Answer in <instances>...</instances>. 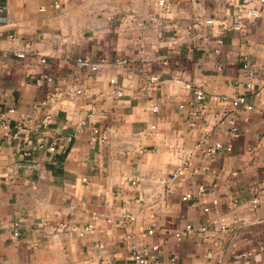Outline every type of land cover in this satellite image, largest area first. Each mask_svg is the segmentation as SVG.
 <instances>
[{
    "label": "crops",
    "instance_id": "crops-1",
    "mask_svg": "<svg viewBox=\"0 0 264 264\" xmlns=\"http://www.w3.org/2000/svg\"><path fill=\"white\" fill-rule=\"evenodd\" d=\"M0 264H264V0H0Z\"/></svg>",
    "mask_w": 264,
    "mask_h": 264
},
{
    "label": "built area",
    "instance_id": "built-area-1",
    "mask_svg": "<svg viewBox=\"0 0 264 264\" xmlns=\"http://www.w3.org/2000/svg\"><path fill=\"white\" fill-rule=\"evenodd\" d=\"M159 4L160 5H165L166 4V0H159ZM251 13L255 16V17H258L259 16V12L257 10H251ZM212 20H209V22H211ZM243 27V24L242 23H238L234 26L235 29H241ZM18 55L21 56V57H24L25 56V53L24 52H18ZM76 63L80 66H83V67H88V68H91L93 70H98L102 63H103V59H93V58H90V57H77L76 58ZM121 63L125 64L127 62L126 59H122L120 60ZM53 80V77L48 75V74H45L43 75L40 79L37 80V83L40 84L42 83V81H52ZM203 95V92L200 91L199 92V96H202ZM246 101V98L245 96H240L238 99H237V102H242V103H245ZM203 189V188H202ZM23 221V219H18L14 225H13V231H14V235H19L20 234V223ZM91 226H87V229H90ZM202 229H205V227H203ZM155 249L158 248V246H154ZM137 258L140 260L141 263H145L146 262V259L141 256V255H137Z\"/></svg>",
    "mask_w": 264,
    "mask_h": 264
}]
</instances>
